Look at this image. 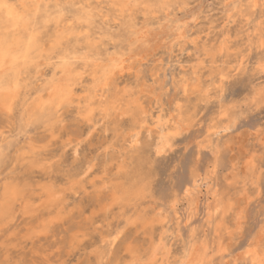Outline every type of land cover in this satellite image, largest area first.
Listing matches in <instances>:
<instances>
[{"label":"rangeland","instance_id":"374dc122","mask_svg":"<svg viewBox=\"0 0 264 264\" xmlns=\"http://www.w3.org/2000/svg\"><path fill=\"white\" fill-rule=\"evenodd\" d=\"M129 1L0 0V260L264 264V0Z\"/></svg>","mask_w":264,"mask_h":264},{"label":"bare ground","instance_id":"6f19581e","mask_svg":"<svg viewBox=\"0 0 264 264\" xmlns=\"http://www.w3.org/2000/svg\"><path fill=\"white\" fill-rule=\"evenodd\" d=\"M22 1V5H23V3H25V1L26 0H21ZM92 1V0H91ZM110 1V0H109ZM112 1V0H111ZM114 1V0H113ZM131 1V0H130ZM129 1V2H130ZM139 1L141 2V0H138L137 1V3H139ZM148 1H150V0H148ZM152 2L154 1V4H159V2H157V0H151ZM256 1V0H255ZM101 2V1H100ZM118 2V1H117ZM156 2V3H155ZM96 3V2H95ZM256 3V2H255ZM260 3V2H259ZM8 4H9V2H8ZM7 4V5H8ZM91 4V3H90ZM117 4H120V3H117ZM124 4V3H123ZM130 4V3H129ZM140 4V3H139ZM190 4V3H189ZM188 4V5H189ZM228 4V3H227ZM251 4V3H250ZM250 4H248V6H250ZM253 4V3H252ZM134 5H136V4H134ZM162 5V4H161ZM244 5V4H243ZM247 5V4H246ZM263 5V4H262ZM124 6V5H123ZM229 6V5H228ZM251 6H253V5H251ZM101 7H103V6H101ZM109 7V6H108ZM131 7V6H130ZM160 6H158V8H159ZM232 7V6H231ZM236 7V6H235ZM261 7V6H260ZM9 8V11H8V13H9V15H10V12L12 11V7H8ZM129 8V7H128ZM249 8V7H248ZM248 8H246L247 10H248ZM252 8V7H251ZM263 8V7H262ZM117 9V8H116ZM154 9H155V7H154ZM153 9V10H154ZM157 9V8H156ZM162 9H164V8H162ZM235 9V8H234ZM14 10V9H13ZM102 10V9H101ZM108 10H110V9H108ZM141 10V9H140ZM139 10V11H140ZM151 11L152 13H154L155 11ZM164 10H166V9H164ZM167 10H169V8L167 9ZM242 10V9H241ZM143 11V10H142ZM161 11V10H160ZM240 11V10H239ZM249 11V10H248ZM262 11V10H261ZM15 12V11H14ZM126 12V11H125ZM159 12V11H158ZM163 12V11H162ZM171 12V11H170ZM109 13V12H108ZM160 13V12H159ZM164 13H165V11H164ZM253 13V12H252ZM126 14V13H125ZM155 14H157V11H156V13ZM8 15V16H9ZM129 15V14H128ZM137 15V14H136ZM149 15V14H148ZM158 15V14H157ZM174 15H175V13H174ZM177 15V14H176ZM207 15V14H206ZM130 16H132V15H130ZM166 16V15H165ZM253 16V15H252ZM127 17H129V16H127ZM150 17V16H149ZM18 18V21L16 22V24H14L13 23V25H12V27L10 28V30H11V33H9L7 36H8V40L6 41L5 40V38H3V34H0V56L2 57V59L5 57H7V56H9L10 54L9 53H12L13 52V50H12V48L14 47V45L16 44V45H19V47H18V49H19V51L20 52H24L25 50H27V49H31L29 52H32V50L34 49V48H32L34 45L33 44H37L39 41H36V39H35V36L34 35H32V37H30L32 40H28V41H22V38H21V31L22 30H24L25 29V24H23V17H22V15H21V13H19V15H12L11 16V20H15V19H17ZM210 18V17H209ZM153 19V18H152ZM261 19V18H260ZM135 20V19H134ZM147 20V19H146ZM63 21V20H62ZM67 21V24H68V19L66 20ZM117 21V20H116ZM137 21V20H136ZM139 21V20H138ZM158 22H159V20H157ZM232 21V20H231ZM11 22V21H10ZM143 22V21H142ZM152 22V21H151ZM213 22V21H212ZM58 23V22H57ZM9 24V23H8ZM59 24V23H58ZM66 24V25H67ZM142 24V23H141ZM155 24V23H154ZM213 24V23H212ZM143 25V24H142ZM145 25V24H144ZM68 26V25H67ZM196 26V25H195ZM62 28V27H61ZM67 28V27H66ZM63 29V28H62ZM61 29V30H62ZM78 28H76V30H77ZM206 29V28H205ZM63 31V30H62ZM64 31H66V30H64ZM197 31V30H196ZM196 31H193V32H196ZM226 32L228 31V30H225ZM230 31V30H229ZM229 31L227 32V33H225V34H229ZM3 32H6V29H4L3 30ZM67 32V31H66ZM69 32V31H68ZM91 32V31H90ZM63 34V33H62ZM69 34H71V32L69 33ZM191 34V33H190ZM5 35V36H6ZM222 36V35H221ZM224 36V35H223ZM12 38V39H11ZM63 38H64V34H63ZM195 38V37H194ZM202 38V37H201ZM225 38V37H224ZM228 38V37H227ZM40 39V38H39ZM59 39V38H58ZM66 39V38H65ZM81 39V38H80ZM101 39H103V38H101ZM100 39V40H101ZM199 39V38H198ZM226 39V38H225ZM198 41V40H197ZM192 42V41H191ZM223 42H224V40H223ZM226 42V41H225ZM224 42V43H225ZM193 43V42H192ZM227 43V42H226ZM39 44V43H38ZM78 44V43H77ZM5 45H7V46H9V47H7V49L5 48H3ZM219 45V44H218ZM227 45V44H226ZM200 47V46H199ZM109 48V47H108ZM198 48V47H197ZM225 48V47H224ZM99 49V48H98ZM200 49V48H199ZM197 50V49H196ZM85 51V50H84ZM90 51V50H89ZM217 51V50H216ZM91 52H93V51H91ZM90 52V53H91ZM33 53V52H32ZM31 53V54H32ZM224 53V52H223ZM13 56H14V54H13ZM33 56V55H32ZM214 57H215V53H214V55H213ZM15 57V56H14ZM25 57H27V56H25ZM42 58L44 59V54H43V56H42ZM25 59H28V58H25ZM46 59V58H45ZM238 59V58H237ZM141 60V59H140ZM14 61V60H13ZM96 61V60H95ZM26 62V64H27V62H28V60L27 61H25ZM86 62V61H85ZM96 62H98V61H96ZM101 62H103V60L101 61ZM245 62V61H244ZM6 63V62H5ZM87 63V62H86ZM85 63V64H86ZM131 63V62H130ZM238 63V62H237ZM3 65H4V63H2ZM136 64V63H135ZM240 64V63H239ZM2 65V66H3ZM243 65H244V63H243ZM136 66V65H135ZM239 66V65H238ZM85 67V66H84ZM134 67V66H133ZM195 67V66H194ZM197 67V66H196ZM242 67H244V66H242ZM28 67L26 66V69H27ZM136 68V67H135ZM87 69V68H86ZM138 69V68H137ZM136 69V70H137ZM117 70H119V69H117ZM133 70H135V69H133ZM133 70H132V72H133ZM135 70V71H136ZM153 70V69H152ZM197 70V69H196ZM123 71V70H122ZM134 71V72H135ZM195 71V70H194ZM198 71V70H197ZM18 72V71H17ZM22 72V71H21ZM129 73V72H128ZM131 73V72H130ZM196 73V72H195ZM198 73V72H197ZM229 73V72H228ZM22 74V73H21ZM20 74V75H21ZM96 74H97V71H96ZM120 74V73H119ZM133 74V73H132ZM137 74V73H136ZM14 75V74H13ZM231 75V74H230ZM22 76H23V74H22ZM123 76H124V74H123ZM24 77V76H23ZM115 77H116V75H115ZM185 77V76H184ZM221 78H222V76H221ZM4 79V78H3ZM3 79H2V81H3ZM61 79V78H60ZM59 79V80H60ZM197 80V79H196ZM84 81V80H83ZM14 82V81H13ZM13 82H12V84H13ZM107 82V81H106ZM214 82V81H213ZM2 83V82H1ZM191 83V82H190ZM215 83V82H214ZM213 83V84H214ZM12 84H8L9 86H11L12 87ZM121 84V83H120ZM215 84H217V83H215ZM14 85V84H13ZM90 85V84H89ZM88 85V86H89ZM112 85V84H111ZM200 85V84H199ZM131 86V85H130ZM191 86V85H190ZM208 86V85H207ZM206 86V87H207ZM17 87V86H16ZM112 87V86H111ZM125 87V86H124ZM213 87V86H212ZM76 88V87H75ZM102 88V87H101ZM108 88V87H107ZM144 88V87H143ZM201 88H202V86H201ZM208 89H209V87H207ZM207 88H205L204 90L206 91L207 90ZM10 89V88H9ZM89 89V88H88ZM97 89V88H96ZM123 89V88H122ZM121 89V91L120 92H122L123 90ZM5 90V91H4ZM4 93L5 94H7L8 92H9V90L7 89V91H6V87H4ZM105 90H107L106 88H105ZM109 90V89H108ZM107 90V91H108ZM199 90H201V89H199ZM212 90V89H211ZM60 92L58 93V97H64V95H66L67 97L69 96L67 93L69 92V88H68V84H67V87H65L64 86V88L62 87L61 88V90H59ZM78 91V90H77ZM125 91H127V90H125ZM205 91H203V93L205 92ZM97 92H98V90H97ZM142 92V91H141ZM110 93V92H109ZM126 93V92H125ZM207 93H209V92H207ZM207 93L205 94V95H207ZM100 94V93H99ZM103 94V93H102ZM138 95H139V93H137ZM150 94V93H149ZM104 95H105V93H104ZM103 95V96H104ZM221 95V94H220ZM65 96V97H66ZM140 96H142V95H140ZM92 97V96H91ZM8 98V97H7ZM6 98V99H7ZM12 98V97H11ZM14 98V97H13ZM76 98V97H75ZM130 98V97H129ZM129 98H128V100H129ZM135 96L132 98V100L134 99L135 100ZM138 98V97H137ZM137 98H136V100H137ZM204 98H205V96H204ZM131 99V98H130ZM141 99V98H140ZM10 100H12V99H10ZM9 100V101H10ZM127 100V101H128ZM133 100V101H134ZM126 101V102H127ZM116 102H117V100H114L113 98L111 99V102H110V106L112 107V106H115L116 105ZM135 102V101H134ZM6 103H7V101H6ZM137 103H138V101H137ZM8 104H11L10 102L9 103H7V105ZM61 104V103H60ZM108 104V103H107ZM123 104V103H122ZM125 105H128L127 103L126 104H124V106H122V107H124L125 108ZM147 105V104H146ZM11 106V105H10ZM58 106V105H57ZM121 106V104L119 105V107ZM143 106V105H142ZM9 107V106H8ZM93 107V106H92ZM107 107H108V105H107ZM121 107V108H122ZM129 107H130V105H129ZM128 107V108H129ZM120 108V109H121ZM145 108H147V107H145ZM108 109V108H107ZM107 109H106V111H107ZM130 109V108H129ZM138 110H140L139 108H137ZM143 109V108H142ZM122 110V109H121ZM128 110V109H127ZM110 111H111V109H110ZM125 111H126V109H125ZM10 112V111H9ZM96 112V111H95ZM119 112H121L120 110H119ZM119 112H118V114H119ZM129 112V111H128ZM136 112V111H135ZM107 113V112H106ZM122 113V112H121ZM109 114V113H108ZM114 114V113H113ZM94 115V114H93ZM122 115H123V113H122ZM135 115H136V113H135ZM108 116V115H107ZM121 116V115H120ZM122 117V116H121ZM142 117V116H141ZM140 117V118H141ZM150 117H152V116H150ZM163 117V116H162ZM178 117V116H177ZM89 118H91V116L89 117ZM92 118H93V116H92ZM97 118V117H96ZM134 118V117H133ZM132 118V119H133ZM138 118V117H137ZM159 118V117H158ZM139 119V118H138ZM170 119V118H169ZM86 120V119H85ZM99 120V119H98ZM145 120V119H144ZM143 120V121H144ZM176 120V119H175ZM183 120V119H182ZM141 121V120H140ZM168 120L166 119V121L165 122H167ZM178 121V120H177ZM136 122V121H135ZM145 122H146V120H145ZM154 122V121H153ZM158 122V121H157ZM184 122V121H183ZM140 123V122H139ZM141 123H142V121H141ZM148 123V122H147ZM146 123V124H147ZM137 124V127H138V123H136ZM145 124V123H144ZM150 124V123H149ZM178 124V123H177ZM148 125V124H147ZM153 125H155V124H153ZM158 125H159V123H158ZM121 126V125H120ZM146 126V125H145ZM149 126V125H148ZM157 126V125H156ZM160 127H161V129L160 130H158L159 132V134H158V136H157V139L155 140V142H154V145H155V149H156V151L157 150H160L161 152L165 149V147H166V145L168 144L169 145V137H168V133H170V131L174 128V125L172 124H169L168 122L166 123V124H161V125H159ZM218 126V125H217ZM139 127H141V126H139ZM154 127V126H153ZM153 127H151L152 129H153ZM158 127V126H157ZM179 127V126H178ZM144 128V127H143ZM142 129V128H141ZM144 129H146V127L144 128ZM158 129V128H157ZM214 129V128H213ZM143 130V129H142ZM215 130V129H214ZM156 131V130H155ZM181 131V130H180ZM179 131V132H180ZM220 131H221V128H220ZM223 131H225V130H223ZM133 133H134V131H132ZM140 132H141V130H140ZM153 132H154V130H153ZM215 132V131H214ZM139 133V132H138ZM182 133V132H181ZM221 133V132H220ZM220 133H217V134H220ZM130 135H132L131 133H130ZM130 135L128 136V138L130 137ZM138 136V135H137ZM136 136V137H137ZM208 136V135H207ZM214 136V135H213ZM220 136V135H219ZM135 137V136H134ZM140 137H141V134H140ZM131 138H133V137H130V139ZM137 138H139V137H137ZM137 138H136V140H137ZM209 138V137H208ZM213 138V137H212ZM221 138V137H220ZM140 139V138H139ZM138 139V140H139ZM144 139V138H143ZM210 139V138H209ZM175 140V139H174ZM128 141V140H127ZM140 141V140H139ZM138 141V142H139ZM173 141V140H172ZM211 141V140H210ZM219 141V140H218ZM218 141H217V143H218ZM212 142H214V141H212ZM121 143V142H120ZM171 143H173V142H171ZM216 143V144H217ZM126 144V143H125ZM130 144V143H129ZM139 144H140V142H139ZM212 144V143H211ZM127 145V144H126ZM132 145V144H131ZM137 145H138V143H137ZM218 145H220V144H218ZM172 146V145H171ZM127 147V146H126ZM123 148V147H122ZM133 148H135V147H133ZM212 148V147H211ZM119 149V148H118ZM214 149V148H213ZM128 150V149H127ZM117 151V150H116ZM124 151V150H123ZM129 151H130V149H129ZM117 153V152H116ZM163 153V152H162ZM127 155V154H126ZM133 155V154H132ZM111 156V155H110ZM122 156V155H121ZM124 157V156H123ZM152 158H154V157H152ZM88 161V160H87ZM125 163V162H124ZM123 164V163H122ZM91 165V164H90ZM77 174V173H76ZM138 175H142V177L141 178H143V174L141 173V174H138ZM145 178V177H144ZM136 179H138V178H136ZM135 179V180H136ZM140 179V178H139ZM138 179V180H139ZM146 179V178H145ZM144 179V180H145ZM134 180V181H135ZM137 180V181H138ZM140 180H142V179H140ZM147 180V179H146ZM145 180V181H146ZM131 181V180H130ZM129 181V182H130ZM133 181V182H134ZM148 181V180H147ZM128 182V183H129ZM248 182V181H247ZM107 183V182H106ZM138 183V182H137ZM130 184V183H129ZM134 185V184H133ZM144 185V184H143ZM131 186V184L130 185H126L125 186V189H127V188H129ZM139 186V185H138ZM141 186V185H140ZM147 186V185H146ZM197 186V185H196ZM10 187V186H9ZM141 187H138V190L140 189ZM134 189V188H133ZM147 189V188H146ZM41 190V189H40ZM39 190V192H41ZM129 190V189H128ZM143 190H144V188H143ZM245 190V189H244ZM215 191V190H214ZM38 193V192H37ZM44 193V192H43ZM46 193V192H45ZM114 193V192H113ZM136 193H137V191H136ZM47 194V193H46ZM49 194V193H48ZM58 194H60V193H58ZM58 194H56L57 196H58ZM117 194V193H116ZM121 194V193H120ZM38 195V194H37ZM39 195H41L40 193H39ZM126 195L128 196V191H126ZM142 195V194H141ZM11 197H12V195H10ZM26 196H27V194H26ZM112 196V195H111ZM115 196V195H114ZM123 196V195H122ZM19 197V196H18ZM18 197L17 198H13V202H15L14 201V199L17 201V199H18ZM54 197H56V196H53L52 198L54 199ZM117 197V196H116ZM20 198V197H19ZM43 198V197H42ZM42 198L40 199V200H42ZM45 198H46V196H45ZM51 198V199H52ZM57 198V197H56ZM122 198V197H121ZM130 198V197H129ZM137 198V197H136ZM144 198V197H143ZM21 199V198H20ZM119 199V198H118ZM12 200V199H11ZM25 200V199H24ZM55 200V199H54ZM120 201H121V199H119ZM131 200V199H130ZM126 201V200H125ZM128 201V200H127ZM136 201V200H135ZM137 201H138V199H137ZM137 201H136V203H137ZM44 202V201H43ZM55 202V201H54ZM134 202V201H133ZM48 203V202H47ZM124 203V202H123ZM127 203H129V202H127ZM135 203V204H136ZM112 204V203H111ZM42 206V205H41ZM38 208H39V206H38ZM59 208V207H58ZM61 208V207H60ZM52 209V208H51ZM49 210V209H48ZM106 211V210H105ZM111 211V210H110ZM110 213H112V212H110ZM112 215V214H111ZM56 216V215H55ZM228 227V226H227ZM2 230V229H1ZM166 230H167V228H166ZM242 234V233H241ZM178 242V241H177ZM111 243H112V241H111ZM166 243V242H165ZM222 244V243H221ZM111 245V244H110ZM165 247V245H162V247ZM220 246V245H219ZM225 246V245H224ZM160 247V246H159ZM162 247H160V249H161V251H162ZM158 248V247H157ZM156 248V249H157ZM221 248V247H220ZM155 249V250H156ZM159 248H158V250H160ZM250 249V248H249ZM248 249V250H249ZM154 250V251H155ZM251 250V249H250ZM259 251V250H258ZM157 252H159V251H157ZM180 252H181V250H180ZM166 254H167V252H165ZM165 253H163V254H165ZM155 254H156V252H155ZM154 254V256H156ZM162 254V255H163ZM158 255H159V253H158ZM153 256V255H152ZM188 256H189V254H188ZM256 256V255H255ZM258 256V255H257ZM256 256V257H257ZM177 257V256H176ZM260 257V256H259ZM258 257V258H259ZM153 258H155V257H153ZM163 258V257H162ZM164 258H167V257H164ZM169 258V257H168ZM184 258V257H183ZM157 259V258H156ZM165 259H163V261H164ZM223 260V259H222ZM260 260V259H259ZM156 261V263H157V260H155ZM170 261V260H169ZM176 261V260H175ZM164 262H166V261H164ZM163 262V263H164ZM186 263V262H185ZM259 263V262H258ZM171 264H172V261H171ZM180 264H181V262H180ZM257 264V263H256ZM261 264V263H260Z\"/></svg>","mask_w":264,"mask_h":264},{"label":"snow or ice","instance_id":"6c2138e0","mask_svg":"<svg viewBox=\"0 0 264 264\" xmlns=\"http://www.w3.org/2000/svg\"><path fill=\"white\" fill-rule=\"evenodd\" d=\"M260 70L262 72H264V64L260 65ZM222 84L221 85H218V87H223V81L227 80L228 78L227 77H222ZM259 100H260V106L262 108H264V87H262L258 94H257ZM137 146V141L134 139L133 142H132V147H136ZM168 147H171V144L168 145ZM157 155H162V152L160 150H157ZM90 170V169H89Z\"/></svg>","mask_w":264,"mask_h":264},{"label":"clouds","instance_id":"9594fccd","mask_svg":"<svg viewBox=\"0 0 264 264\" xmlns=\"http://www.w3.org/2000/svg\"><path fill=\"white\" fill-rule=\"evenodd\" d=\"M0 195H3V194L0 193ZM2 256H4V251L0 250V257ZM0 264H16V261L12 258H7V259L0 260Z\"/></svg>","mask_w":264,"mask_h":264}]
</instances>
